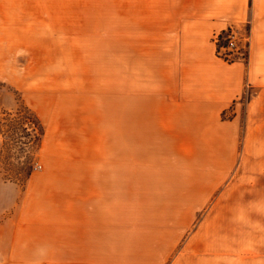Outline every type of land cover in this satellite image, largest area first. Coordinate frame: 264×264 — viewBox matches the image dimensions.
<instances>
[{
    "label": "crops",
    "instance_id": "obj_1",
    "mask_svg": "<svg viewBox=\"0 0 264 264\" xmlns=\"http://www.w3.org/2000/svg\"><path fill=\"white\" fill-rule=\"evenodd\" d=\"M142 2L133 38V102L143 108L138 120L155 123L141 129L146 135L171 134L179 121L180 169H173L181 212L157 186L177 182L163 170L169 163L126 165L122 153L101 160L46 158L23 191L0 182V189L12 190L14 209L3 225L11 233L5 264L164 263L173 242L161 218L179 212L186 233L181 264H264V0ZM247 22V59L229 62L218 54L217 36ZM253 87L258 91L246 104L240 152L238 101ZM234 104L232 120L222 121ZM50 148L46 137L41 154ZM126 199L132 205L128 230Z\"/></svg>",
    "mask_w": 264,
    "mask_h": 264
},
{
    "label": "rangeland",
    "instance_id": "obj_2",
    "mask_svg": "<svg viewBox=\"0 0 264 264\" xmlns=\"http://www.w3.org/2000/svg\"><path fill=\"white\" fill-rule=\"evenodd\" d=\"M140 1L0 0V182H15L21 192L46 158L101 160L116 159L122 153L126 165L169 163L171 168L163 170L178 177L177 182L157 186L170 192L175 211H180L181 185L179 172L174 171L180 169L179 121H173L171 134L146 135L141 129L154 128L155 123L138 120L143 108L137 105L136 110L133 102V38ZM230 29L237 35L238 49L225 47L228 35L221 40L222 31L217 36L218 54L229 62L244 61L250 23H234ZM257 91L246 88V97ZM246 104L238 101L240 152L245 142ZM234 110L235 104L221 120L231 121ZM117 134L124 138L119 150ZM46 137L52 148L44 157ZM106 139L110 144L104 145ZM128 206L132 207L131 200L126 199V230L133 226ZM12 208V190L0 189V264L11 254V233L3 225L13 214ZM180 212L158 217L167 219L168 224L159 226L166 228L167 239L173 242L168 259L160 264H181L186 233Z\"/></svg>",
    "mask_w": 264,
    "mask_h": 264
},
{
    "label": "built area",
    "instance_id": "obj_3",
    "mask_svg": "<svg viewBox=\"0 0 264 264\" xmlns=\"http://www.w3.org/2000/svg\"><path fill=\"white\" fill-rule=\"evenodd\" d=\"M237 44H238L237 35L235 34V32L232 29H230V32L228 34V43H227V45L225 47L230 49V50H233L235 48L238 49V45Z\"/></svg>",
    "mask_w": 264,
    "mask_h": 264
},
{
    "label": "trees",
    "instance_id": "obj_4",
    "mask_svg": "<svg viewBox=\"0 0 264 264\" xmlns=\"http://www.w3.org/2000/svg\"><path fill=\"white\" fill-rule=\"evenodd\" d=\"M229 32H230V28H229L227 31H223L222 34L220 35V36H221V40H222V38H223L222 35H224V34L228 35ZM221 40H220V41H221ZM227 43H228V40L226 41V45H227ZM226 45H225V46H226ZM246 59H247V56H246V58H245L244 60H246ZM241 99L244 100V101H246V102H248V101L250 100V96L247 95V97H246V90H245V92H244V94H243V96H242Z\"/></svg>",
    "mask_w": 264,
    "mask_h": 264
}]
</instances>
